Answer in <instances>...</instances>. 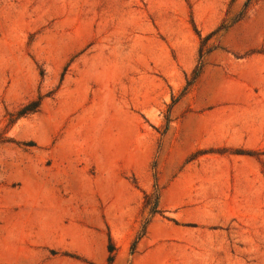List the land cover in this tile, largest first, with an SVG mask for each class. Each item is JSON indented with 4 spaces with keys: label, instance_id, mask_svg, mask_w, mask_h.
<instances>
[{
    "label": "rangeland",
    "instance_id": "1",
    "mask_svg": "<svg viewBox=\"0 0 264 264\" xmlns=\"http://www.w3.org/2000/svg\"><path fill=\"white\" fill-rule=\"evenodd\" d=\"M0 264H264V0H0Z\"/></svg>",
    "mask_w": 264,
    "mask_h": 264
},
{
    "label": "trees",
    "instance_id": "2",
    "mask_svg": "<svg viewBox=\"0 0 264 264\" xmlns=\"http://www.w3.org/2000/svg\"><path fill=\"white\" fill-rule=\"evenodd\" d=\"M195 76H198V73L195 74ZM39 104H40V99L37 101V102H33L31 103L30 105L26 106L20 113H19V116H22V115H26V114H30V113H34L37 111L38 107H39ZM156 208H157V203L155 202V206H154V213L156 212ZM108 252L110 253V258H109V262L111 263L112 262V259H113V255H112V252H113V247L112 245H109V250Z\"/></svg>",
    "mask_w": 264,
    "mask_h": 264
}]
</instances>
